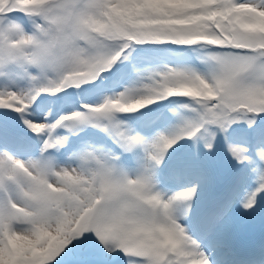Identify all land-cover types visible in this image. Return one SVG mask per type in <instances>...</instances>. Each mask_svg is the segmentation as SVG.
<instances>
[{
  "label": "snow or ice",
  "instance_id": "6c2138e0",
  "mask_svg": "<svg viewBox=\"0 0 264 264\" xmlns=\"http://www.w3.org/2000/svg\"><path fill=\"white\" fill-rule=\"evenodd\" d=\"M0 264H264V0H0Z\"/></svg>",
  "mask_w": 264,
  "mask_h": 264
},
{
  "label": "rangeland",
  "instance_id": "374dc122",
  "mask_svg": "<svg viewBox=\"0 0 264 264\" xmlns=\"http://www.w3.org/2000/svg\"><path fill=\"white\" fill-rule=\"evenodd\" d=\"M160 54H162V53H160ZM166 56H167V54L164 53V54L162 55L161 59H164Z\"/></svg>",
  "mask_w": 264,
  "mask_h": 264
}]
</instances>
